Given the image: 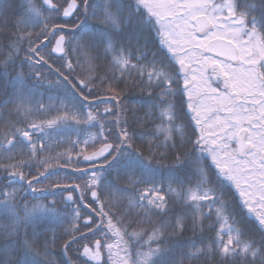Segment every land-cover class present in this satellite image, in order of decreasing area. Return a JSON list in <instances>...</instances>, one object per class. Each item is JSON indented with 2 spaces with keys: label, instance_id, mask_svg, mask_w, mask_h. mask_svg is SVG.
<instances>
[{
  "label": "snow or ice",
  "instance_id": "snow-or-ice-1",
  "mask_svg": "<svg viewBox=\"0 0 264 264\" xmlns=\"http://www.w3.org/2000/svg\"><path fill=\"white\" fill-rule=\"evenodd\" d=\"M0 217V264H264V0H0Z\"/></svg>",
  "mask_w": 264,
  "mask_h": 264
},
{
  "label": "trees",
  "instance_id": "trees-1",
  "mask_svg": "<svg viewBox=\"0 0 264 264\" xmlns=\"http://www.w3.org/2000/svg\"><path fill=\"white\" fill-rule=\"evenodd\" d=\"M20 0H16V4L19 5ZM4 19H11L14 20V18L5 16ZM89 23H93V21H89ZM3 31L5 32H10L11 31V27H9L8 29H3ZM36 32H39V29L37 28L35 30ZM25 47H27V45H24ZM21 55H23V53H21ZM71 55V54H70ZM74 61H75V57H73ZM63 63V61L61 60H57L56 61V66H60ZM81 64L83 65L82 67L77 66L76 68V75L80 78V79H84L86 78V76L88 75L87 72V68H88V63H87V58L82 54L81 55ZM96 72L93 73V75H98V76H102L106 73H108L110 75V72L107 69V62H100V61H96ZM43 71H45V73H47V69H43ZM12 75H15V73H12ZM48 79H56L55 75H51L48 74ZM46 83V82H45ZM44 84V83H43ZM106 85L104 87H101L99 89L100 92H104L106 89ZM116 89L117 91H120L121 93V97H122V106L126 111V118L129 121V124H131L132 126L129 128V131H133L135 130L136 134L139 135L141 132L144 131V128H142L141 126H139L138 124H136L134 122V118L136 116H143L144 114V110H145V106L148 102V97L146 95L145 92H141V90L136 87H128L125 88V85L123 83H119L118 85H116ZM52 98L51 102L54 103H60V100L64 98V92L62 90L59 89H53L50 90L48 92H38V95L36 96L35 100L36 101H41V100H46L50 103V99ZM9 108H11V105L8 106ZM56 113H52L51 115H55ZM50 118V117H48ZM39 119H46V118H37V120ZM79 125L78 126H73L72 128H68L65 129L64 131H62V133L60 134V136H54L52 143L54 146V150L55 151H63L65 148L69 147V143L68 141L74 140L77 138V136H79V138L81 140L83 139H87L86 137L82 136L81 134L83 133L82 130H79ZM61 137L63 138L61 144L59 147H55V143L56 140L61 139ZM99 144H96V147H98ZM81 167H83L84 165L81 164ZM65 172H68L69 174H71V167H69L68 169H61L60 170V175H64ZM82 182V181H80ZM49 183L48 181L45 182V184ZM121 185H123V181L120 182ZM119 195V194H117ZM108 196V193H102L101 198L105 199ZM49 200L51 199V197L48 198ZM90 199V197H89ZM28 200L31 201L32 203H36L37 201L32 200L31 197H28ZM44 203H47L48 201L45 200L43 201ZM113 203H115L117 205V207L113 208L114 212H119L125 209L126 205H127V200H124L123 202H120L118 200H113ZM57 207H61V204L58 203ZM0 220H3L5 223H7V220L3 217H0ZM69 224L65 223L63 225H57L55 226V232L56 234L62 235L64 232L65 228H68ZM129 231H131V229H129ZM49 235H51V232L49 233ZM63 241L59 240L57 241L55 246H52L51 248V256L49 257L50 260H52L54 262V264H58V262L62 259V253H61V245H62ZM70 255H72L73 259H76V252H75V248H73V250L69 253ZM106 255V254H105Z\"/></svg>",
  "mask_w": 264,
  "mask_h": 264
},
{
  "label": "flooded vegetation",
  "instance_id": "flooded-vegetation-1",
  "mask_svg": "<svg viewBox=\"0 0 264 264\" xmlns=\"http://www.w3.org/2000/svg\"><path fill=\"white\" fill-rule=\"evenodd\" d=\"M107 69H108V67H107ZM51 80L54 81V79H51ZM29 83H32V82L30 81ZM53 89H55V88H52V89L48 88L47 83H44V84L39 86V92H48V91L53 90ZM40 102H43L45 105L49 104V102L46 100H41ZM11 107H12V105H11ZM33 107H35V101L33 102ZM101 107H103V106H101ZM51 114H49L48 116H44V117H41L38 115V116L33 117V118H35V119H37V118H48L51 116ZM13 118H15V117H13ZM78 129L83 131V133L81 135L86 137L87 139H90V137L92 135L96 134V132H97V128L89 127L87 125H79Z\"/></svg>",
  "mask_w": 264,
  "mask_h": 264
}]
</instances>
